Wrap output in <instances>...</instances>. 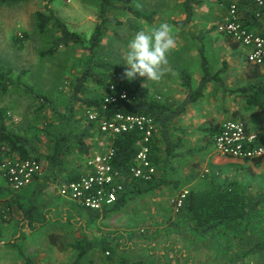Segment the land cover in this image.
Wrapping results in <instances>:
<instances>
[{
    "label": "trees",
    "instance_id": "trees-1",
    "mask_svg": "<svg viewBox=\"0 0 264 264\" xmlns=\"http://www.w3.org/2000/svg\"><path fill=\"white\" fill-rule=\"evenodd\" d=\"M24 1L27 0H0V4H16ZM133 1L134 0H98L99 22L95 24V28L89 37L74 30L67 22L62 20L51 7H47L45 10H37L35 13L39 31L38 53L41 57L53 56L62 48L77 45L80 46L85 53V60L82 63V71L77 75L76 81L73 83L71 104H69L67 110L60 112L52 106V113L56 119L51 121L47 116H44L43 119H45V121L43 125L40 127L36 126L32 134L28 131L21 133L10 129L7 115L4 111L0 110V146L2 147L0 148V197L3 199L4 208L10 210L14 206L17 207L23 214V219H27L30 224L40 221L43 217V215L39 213V202L36 201L35 196L32 198L30 197L31 199L28 200V203H25L21 201L23 194L20 191H17L15 194L10 193L13 190L7 185L3 178L1 166L5 158L12 154L16 155L19 159L36 158L42 162L39 144L45 142V140L49 141L51 143V150L44 155V164L42 163L43 167L46 168H44V170H46L45 177L42 176V178H45L44 184L39 182L42 178H37L29 185L30 187L32 184L39 183L40 186H42L46 185L48 181L56 182V178L64 174L67 158L73 155V159L76 161V159H86L91 156L92 150L90 142L98 137L99 134L96 130L97 124L87 118L76 121L75 103L81 102L87 108L100 105L103 97L109 92L112 83H115L118 88L126 89L129 93V100L119 101L113 104L111 106V112L146 115L152 117L156 121L158 129L154 137L150 159L157 167L163 164V162H170V160L176 156L175 149H177L179 144L175 143L172 139V125H174L176 118L186 110L188 105L198 101L204 96L205 89L210 82L215 84L216 91L225 87L221 77L223 69L216 72L210 70L205 56H203L202 61L203 76L198 87H194L190 74L187 71L183 72L182 85L187 90V93L184 101L179 104L159 99L155 95H152L149 87L121 77L120 67L111 60L106 46L103 43V37L111 24L119 25L122 23L121 19L114 16L113 13L115 11L128 14L131 13L136 17L148 21L153 19L152 15L144 14L138 10L134 6ZM222 1L224 4H228V0ZM202 4V0H182L181 8L185 18L175 21L174 24L182 30L191 22L195 14V7ZM248 23L253 28L258 24L255 20H249ZM216 28L217 26L213 27L212 30H216ZM26 38L27 34L22 38L16 36L14 42L21 45ZM231 42L235 46L238 45V43L233 40ZM10 73L11 69L5 70L0 63V90L2 92L8 91L11 85L10 83H16L33 99L39 100V107L41 109L49 107L50 104H52V100L48 98V96L35 90L32 86L23 83L21 77L13 79ZM91 83L95 85L94 90H92ZM90 89L92 90V96L89 95ZM237 91H248L247 105L250 107L257 106L264 110L263 79L251 84L249 87H244ZM220 125L221 124H217L211 128V141L213 143ZM52 135L54 137H52ZM141 138L142 136L140 133L131 131L110 139L111 145H113L117 151L115 164L126 174L130 166L135 162V157L138 152V143ZM260 140L264 143V135H261ZM164 155L166 158H164ZM254 161L257 163L260 162L259 159ZM79 177L80 172L77 174L70 172L62 182L76 180ZM201 178L206 182L204 187L201 189L189 190L184 206L178 214L180 217L179 220L185 222L187 227L194 230L196 235L203 237L215 230L221 233L223 230V226L221 225L225 223L233 225V222H237V225H240V223L244 222L246 226V222H251L253 220L248 217L252 212L257 210L256 208L261 200L249 196L243 187L235 181H229L228 179L220 180L213 176H211L210 179L208 172L203 173ZM162 183L163 181L157 180V175L153 180L148 182L142 179L127 178L125 181V190L115 204L103 211L84 208L89 215L90 221L95 222L102 216L120 211L131 198L159 188ZM166 183H168V181H166ZM36 192L38 194L40 192L39 189H37ZM34 195H36V193ZM258 199L264 200V196L258 197ZM0 215L4 216L3 210L0 211ZM230 225L226 224L228 228L230 227L229 235H233V238H235L238 232L237 227ZM241 226L243 227V224ZM216 238H218V236ZM74 246L77 248L78 254L72 264H78L81 259L87 253L95 249L97 245L94 240L84 239L83 241L77 242ZM103 247L108 251L110 257L117 254L116 249L106 242H103ZM216 247H219V245ZM250 250L260 251L264 259V235L262 238L255 240L252 246L248 247V251ZM23 256H25L24 253ZM120 258L118 264H144L142 260L130 262V260L123 255L120 256ZM26 260L31 263L30 258L27 257Z\"/></svg>",
    "mask_w": 264,
    "mask_h": 264
},
{
    "label": "rangeland",
    "instance_id": "rangeland-1",
    "mask_svg": "<svg viewBox=\"0 0 264 264\" xmlns=\"http://www.w3.org/2000/svg\"><path fill=\"white\" fill-rule=\"evenodd\" d=\"M202 1L203 4L197 7L196 10L194 25L192 24L194 27L187 26V33V29L190 32L196 31L195 22L200 21L202 23L206 22V27L212 33H215L216 30H212V28L217 26L227 11V5L222 0ZM181 2V0H134V6L142 13L152 15L153 21L136 17L131 13L118 11L113 13L114 16L122 20V23L119 25L111 24L108 27L103 37V43L111 60L120 67L121 77L127 78L125 70L128 66L123 60V55L127 51L128 41L138 30L149 31L160 23L166 22L173 30L176 42L180 39V43L183 44H202L205 47L210 45L207 34L195 36L196 39L195 37L194 39L191 38L193 42L189 39L190 35L187 38L186 35L177 37V27L174 25V21L179 19L183 12ZM47 7L54 9L62 20L67 22L74 30L81 32L87 37L92 34L95 24L99 22L98 0H27L16 4H0V63L5 70L11 69L10 76L13 79L21 77L23 83L32 86L35 90L52 100V104L49 107L41 109L39 107V100L33 99L16 83H10L11 85L7 92L0 90V110L4 111L7 115L9 128L21 133L28 131L32 134L36 126L40 127L43 125L45 121L43 119L44 116H47L51 121L55 120L56 117L52 113V106L60 112L67 110V107L71 104L73 83L76 81L77 75L82 71V63L85 60V53L77 45L62 48L53 56L41 57L39 55V31L35 13L37 10H45ZM198 26L199 24L196 28ZM26 34L27 38L24 39L21 45L14 42L16 36L22 38ZM169 55L171 54H168L167 57ZM146 78L137 75L135 78L129 80L143 85ZM94 86L91 83L92 90H94ZM92 90H89L90 96H92ZM74 108L76 121L86 118L87 107L83 103H75ZM52 137L54 136L52 135ZM98 137L90 142L92 152L105 149L107 145V143H104L103 138L100 139ZM39 147L41 150L40 157L44 164V155L51 150V143L45 140V142L39 144ZM196 150H194L195 153L199 151ZM15 158L18 157L16 156ZM73 158V155L67 158L64 174L56 178L58 181H51L53 184L51 189L56 194L59 183L72 170L80 172L84 169L85 158L76 159V161ZM172 162L173 159L170 160L171 165H173ZM236 167L241 169L240 166ZM44 168L43 176L46 174ZM171 170V175L176 174L174 168H171ZM197 171L200 175L206 172L201 167H198ZM255 177L256 173L254 169L249 171L242 178L241 182L237 179V183L248 193L255 194L256 192H261L264 190V182ZM171 178L172 176H170ZM227 179L231 178L228 177ZM20 192H23V190L21 189ZM10 193L15 194L17 192L12 191ZM153 193L147 192L143 195H137L131 198L120 211L114 212L107 217L98 218L94 223L89 224L87 229L89 232L87 234L95 236V233H97L101 235V238L92 239L97 245L96 248L87 253L78 264H118L120 262L118 258L122 255L110 257L103 247L102 238L106 240L111 235H122L125 237L126 234L130 238L134 236L143 238L150 234L158 235L161 229H164V231H167L168 228L171 229V224L167 225L166 222L169 218L172 220L175 214H178L181 210L176 211L170 204L169 198L164 199L162 197L157 199L158 197H155ZM0 200L3 202L1 197ZM257 200H261L258 203L257 210L252 212L248 217L253 220L246 222V226L244 222L240 223V225H237V223L233 224L238 230L234 239L238 237L239 240L237 241L239 243L242 242L243 246L247 248L252 246L255 240L262 238L264 235V209H262L264 208V200L258 198ZM82 210L85 209L82 208ZM145 216L147 217L146 219H144ZM22 220L23 214L15 206L5 211L4 216L0 215V264H72L74 262L78 250L73 244L83 241V232L81 233L83 228L80 229L79 226L59 228L63 226L61 224H57L56 228H53L55 227L53 225L55 222H48L39 229H36V231L29 232L23 230L24 225L22 224ZM149 220L157 222L163 220V224L159 222L156 224L155 221L153 224H149ZM39 222L43 221L40 220ZM242 224L243 227L241 226ZM181 231H183L184 235L192 237L193 243L196 245L193 247V251L198 248L201 253L209 254L212 248L217 252H223L222 245L216 247L218 244H214L212 241L218 236V231L215 230L203 237L196 235L194 230L189 227H185V229L181 228ZM61 233L65 235L63 237H55L56 234ZM123 237H120V239L125 240ZM88 239L91 238L89 237ZM123 243L125 244V241L119 242L118 245H122ZM23 253L25 256H23ZM27 257L31 259V263L27 262ZM127 258L131 260V258Z\"/></svg>",
    "mask_w": 264,
    "mask_h": 264
},
{
    "label": "crops",
    "instance_id": "crops-1",
    "mask_svg": "<svg viewBox=\"0 0 264 264\" xmlns=\"http://www.w3.org/2000/svg\"><path fill=\"white\" fill-rule=\"evenodd\" d=\"M199 6L195 7V14ZM195 14L191 22L182 30L174 24L177 27V37L186 35L187 38L190 35L189 39L192 41L191 38L194 39L195 36L207 34L210 45L205 47L202 44H183L178 39L176 47L169 52L171 55L167 57V64L163 66L161 79L159 81H151L146 78L143 85L149 87L152 95L159 99L177 104L182 103L187 93V90L182 85V74L187 71L192 77L194 87H198L203 76L202 61L203 56H205L210 70L216 72L223 69L221 77L225 87L216 91L215 84L210 82L205 89L204 96L188 105L186 110L176 118L174 125H172V139L179 146L175 149L176 156L172 158L173 165L166 161L157 166V180L163 181V183L159 188L149 191L154 192L153 194L158 197L157 199L162 197L171 199L183 189L203 188L206 182L201 178L203 174L200 175L197 171L198 167L204 168L208 172L210 179L211 176L220 180L230 177L229 181L235 182L238 180L241 182L249 171L255 169V178H259L260 181L264 182V158L259 159L260 162L257 163L250 160L225 157L216 153L214 143L211 141V128L229 119L244 120L249 132L264 135V110L257 106L250 107L247 105L248 91H237L238 89L249 87L261 79L264 80V65L251 64L247 59L248 50L245 47L239 44L235 46L229 37L217 32V30L212 33L206 27V22H195L196 26L199 24L197 28L195 26L196 31L192 30L193 32H190L187 29V33V26L194 27ZM245 15L247 16L249 13L246 12ZM184 18L185 15L182 12L176 21ZM254 28L259 32H264V27L261 23H258ZM211 41L213 42L212 44ZM98 136L100 135L98 134ZM197 148L199 151L196 150ZM194 150L198 152L195 153ZM164 158H166L165 155ZM236 166H240L241 169ZM243 167L244 169H242ZM171 168H174L176 174L171 175ZM71 173L77 174L79 172L72 170ZM170 176H172L171 179ZM44 177L39 180L41 184H44ZM52 185L51 181L42 186L39 183L32 184V186L24 188L23 192H21L23 194L21 201L25 203H28L29 199L36 196V201L39 202V213L43 215L41 218L43 222L36 221L30 224L27 219H23V223L21 222L24 225L23 230L33 232L48 222H55L53 224L55 227L53 228H56L57 224L63 225L59 228H72L73 226H79L80 229L83 228L81 230V233L83 232V240L89 237L91 240L93 238H101V235L97 233H95V236L87 234L89 232L87 230L88 225L94 222L90 221L86 209L65 199L58 191L56 194L51 189ZM37 189L40 191L38 194L36 192ZM245 192L254 198H258L261 195L264 196V190L255 194L248 193L246 190ZM35 193L36 195H34ZM82 208L85 210H82ZM178 214H175L172 220L169 218L166 222L167 225L171 224V229L168 228L167 231L161 229L158 235L150 234L143 238L139 236L130 238L129 235L123 233L125 237L122 235H111L106 240L104 238L101 240L116 249L117 254L112 257L123 255L131 258V260L128 259L130 262L142 260L144 264H264L263 254L260 251H248V248L243 246L241 240V243L237 241L239 240L238 237L234 239L233 235H229L230 228L226 224L230 225V223L221 225L223 226L222 232L218 233V238L212 240L214 244H223L224 253H221V251L217 252L212 248L211 253H209L211 255L201 253L198 248L193 251V247L196 245L190 235H184L183 231H181V228L185 229L187 225L179 220ZM146 218L145 216L144 219ZM154 221L149 220L148 223L153 224ZM155 222L156 224L158 222L163 224V220ZM63 235L65 234H56L55 237H63ZM120 237L125 238V240L120 239ZM121 240L125 241V244L118 245L119 242H122ZM118 259L121 258L119 257Z\"/></svg>",
    "mask_w": 264,
    "mask_h": 264
},
{
    "label": "built area",
    "instance_id": "built-area-1",
    "mask_svg": "<svg viewBox=\"0 0 264 264\" xmlns=\"http://www.w3.org/2000/svg\"><path fill=\"white\" fill-rule=\"evenodd\" d=\"M249 20H255L264 27V0H228L227 11L216 30L245 47L251 64L264 65V34L251 27ZM124 100H129L128 91L112 83L101 104L87 108L86 118L97 124L98 138H103L107 145L85 159L84 171L78 179L59 183L58 193L65 199L85 208L103 211L115 204L123 194L127 178L148 182L156 177L157 167L151 161L150 153L158 129L157 123L146 115L112 113L111 106ZM131 131H137L142 138L138 143L135 162L126 174L115 164L117 151L110 139ZM260 139V134L248 131L243 120L229 119L221 123L214 137V147L221 155L254 161L264 158V143ZM15 157L7 156L1 171L7 185L17 192L41 178L44 172L40 160ZM188 193L189 189H183L170 199L176 211L184 206ZM0 209L8 211L1 200Z\"/></svg>",
    "mask_w": 264,
    "mask_h": 264
},
{
    "label": "clouds",
    "instance_id": "clouds-1",
    "mask_svg": "<svg viewBox=\"0 0 264 264\" xmlns=\"http://www.w3.org/2000/svg\"><path fill=\"white\" fill-rule=\"evenodd\" d=\"M176 47L171 26L162 22L149 31L138 30L127 44L123 60L127 64L125 76L133 79L137 75L151 81H159L163 66L167 64L169 52Z\"/></svg>",
    "mask_w": 264,
    "mask_h": 264
}]
</instances>
